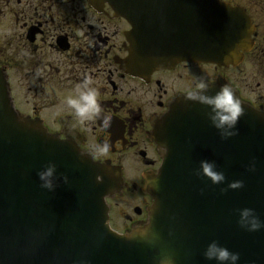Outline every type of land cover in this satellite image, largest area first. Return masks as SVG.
<instances>
[{
	"label": "water",
	"instance_id": "water-1",
	"mask_svg": "<svg viewBox=\"0 0 264 264\" xmlns=\"http://www.w3.org/2000/svg\"><path fill=\"white\" fill-rule=\"evenodd\" d=\"M102 1L135 23L126 60L132 67L235 63L249 46L244 12L218 0ZM241 104L238 135L227 140L211 127L205 107L184 97L171 105L155 126V142L165 152L146 185L153 199L148 222L118 235L108 226L104 202L117 186L106 177L108 167L17 113L0 70V264H157L161 251L175 253L176 264H214L202 255L211 240L238 252L239 264H264V229H240L234 211L253 208L264 220V113ZM253 158L256 170L249 172ZM201 160L214 161L225 183L194 175ZM49 161L57 170L52 192L41 189L36 177ZM233 180H243L244 187L227 189Z\"/></svg>",
	"mask_w": 264,
	"mask_h": 264
},
{
	"label": "flooded vegetation",
	"instance_id": "flooded-vegetation-1",
	"mask_svg": "<svg viewBox=\"0 0 264 264\" xmlns=\"http://www.w3.org/2000/svg\"><path fill=\"white\" fill-rule=\"evenodd\" d=\"M253 17L254 47L242 63L217 66L181 62L139 76L122 65L129 56L131 25L97 0H0V69L11 87L16 109L40 119L47 131L71 143L95 162L121 173V190L107 198L109 225L121 234L144 225L152 199L144 189L164 152L152 140L153 124L193 82L227 84L239 97L264 109V5L262 0H225ZM90 76L105 114L98 121L70 127L64 105L75 85ZM251 81L257 96L246 98ZM107 143L98 155L94 147Z\"/></svg>",
	"mask_w": 264,
	"mask_h": 264
},
{
	"label": "clouds",
	"instance_id": "clouds-1",
	"mask_svg": "<svg viewBox=\"0 0 264 264\" xmlns=\"http://www.w3.org/2000/svg\"><path fill=\"white\" fill-rule=\"evenodd\" d=\"M210 85L203 79L193 82L194 90H189L184 99L185 101L199 104L207 109L206 118L214 128L221 140H227L238 135L237 124L244 115V109L241 102L237 99L233 89L227 84L219 87L214 94H207ZM98 89L94 86L93 79L86 76L75 85L74 91L69 94L64 105L70 110L73 120L71 128L77 125H84L89 121H98L100 127L107 130L112 127L113 117L105 114L101 103L98 100ZM98 155L106 154L109 151V145L104 143L94 147ZM256 170V160L253 158L248 166L247 171ZM56 164L49 161L40 170L37 171L36 177L39 181V187L48 192L56 188ZM194 175L204 177L212 185H221L226 181L224 172L218 170L214 161L201 160L198 168L194 170ZM64 184L69 183L68 176L61 177ZM244 187L243 180H233L227 182V189L239 190ZM224 191V189H222ZM237 219L236 224L240 229L247 232H257L264 229V220L253 208H239L234 210ZM203 258L214 264H239L240 254L229 250L216 240H211L203 250ZM157 264H176V255L170 251H161L157 257Z\"/></svg>",
	"mask_w": 264,
	"mask_h": 264
},
{
	"label": "rangeland",
	"instance_id": "rangeland-1",
	"mask_svg": "<svg viewBox=\"0 0 264 264\" xmlns=\"http://www.w3.org/2000/svg\"><path fill=\"white\" fill-rule=\"evenodd\" d=\"M255 90H254V85L251 81H247L245 84V88H244V95L246 98H251L252 96L255 95V97L257 96V93L255 94Z\"/></svg>",
	"mask_w": 264,
	"mask_h": 264
}]
</instances>
